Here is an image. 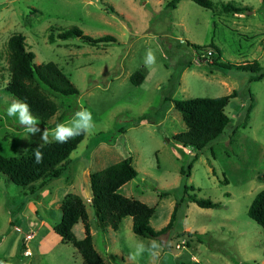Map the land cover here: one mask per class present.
Masks as SVG:
<instances>
[{
    "label": "rangeland",
    "instance_id": "374dc122",
    "mask_svg": "<svg viewBox=\"0 0 264 264\" xmlns=\"http://www.w3.org/2000/svg\"><path fill=\"white\" fill-rule=\"evenodd\" d=\"M168 1L0 0V154L16 156L32 144L45 143L40 133L32 135L6 114L17 99L6 90L10 79L7 42L14 33L25 38L36 63L53 61L79 89L75 97H54L41 89L57 105L48 123L37 120L41 132L54 141L56 127L49 125L61 114L65 117L60 123L70 121L81 107L91 111L95 125L71 152L65 175L48 181L41 224L29 202L39 200L47 184L40 187L37 181L33 187H21L0 173V264H84L79 252L62 243L52 230L67 193L83 197L93 246L105 264H150L147 251L137 261L129 258L141 240L146 246L152 240L161 246L158 264H264V231L247 215L254 195L264 188V76L249 81L248 71L211 69L198 55L202 49L194 48L216 47L222 61H257L264 67L262 0H212L215 11L193 0H180L172 9L166 6ZM226 2L252 10L220 12ZM106 3L124 19L104 10ZM72 25L92 37L112 35L117 42L107 47L83 44L77 38L50 42L51 27L55 33ZM149 49L155 53L156 64L145 66ZM139 69L146 71L145 79L134 85L129 76ZM233 90L238 94L225 107L230 125L215 141L198 151L174 138L185 124L166 98L217 97ZM141 115L145 119L133 124ZM126 156L132 157L138 174L119 192L155 208L150 220L153 228L167 224L185 186L194 187L188 193L221 206L183 203L173 227L153 239L136 235L131 217L117 231L102 232L85 196L89 173ZM48 207L55 216L47 212ZM82 225L73 227L75 236L82 235ZM30 233L31 256L20 258L19 249L26 247L24 237Z\"/></svg>",
    "mask_w": 264,
    "mask_h": 264
},
{
    "label": "trees",
    "instance_id": "16d2710c",
    "mask_svg": "<svg viewBox=\"0 0 264 264\" xmlns=\"http://www.w3.org/2000/svg\"><path fill=\"white\" fill-rule=\"evenodd\" d=\"M193 1L212 11L216 9L212 0ZM179 2L180 0H169L166 6L174 9ZM263 6L264 0L261 1V7L263 8ZM103 8L121 20L124 19L111 4L106 3ZM251 10L252 7L250 6L237 5L233 2L220 5V12L230 14H242ZM54 30L51 27L50 42L57 39L77 38L83 44L98 47H107L117 42L114 36L108 34L99 37L87 35L76 25L65 29H57L55 33ZM7 45L10 52V79L6 85V90L13 97L26 101L32 114L44 125L55 115L57 105L41 89L47 90L54 97H75L79 95V89L53 61L36 63L34 52L27 48L25 38L22 35L12 34L8 38ZM194 48L197 50L204 49L196 46ZM209 48L213 50L212 54L202 57V59L206 60L211 69L222 70L223 72L231 69L248 71L251 73L249 81H257L264 76V67L257 61L225 62L221 60L220 51L216 47ZM145 74L146 71L143 69L135 70L130 74L129 80L132 84L139 85L144 81ZM237 94V91L233 90L230 94L217 97L166 98L181 113L185 124V130L175 134L174 138L183 147L190 146L198 151L206 148L223 134L230 125V118L225 113V107ZM64 117L61 114L52 125H49V128L56 127ZM144 119L145 116L141 115L134 120L133 124H139ZM83 136L84 134L63 144L55 140L32 144L16 156L0 154V173L21 187H33V183L37 181H40V187H42L48 181L65 175L67 169L65 163L69 160L71 152L77 148ZM37 150L43 153V162L39 164L35 162V152ZM189 169L190 166H188ZM180 171L181 174H185L184 167H181ZM137 174L138 171L132 163L131 156L121 158L117 162L89 173L90 204L93 208L97 227L102 232L107 228L117 230L121 220L126 216H131L132 231L136 235L153 239L173 227L183 203L188 206V202H194L203 208H218L221 206L219 202H214L208 198H199L195 193H188L189 190L193 191L194 187L185 186L184 196L175 201L167 224L160 229H155L150 224L155 208L141 200L124 196L119 192V189L135 178ZM165 193L162 192L161 196ZM60 210L61 219L53 226V230L60 237L61 242L71 244L81 255L84 264H105L93 246L88 214L81 196L75 193L65 194L60 204ZM247 215L260 225L264 231V188L254 195L248 206ZM78 221H81L84 227V237L82 238H77L72 230ZM10 225H12V221ZM187 246H190L189 243H187ZM24 249V245L19 249L20 258H25L22 253Z\"/></svg>",
    "mask_w": 264,
    "mask_h": 264
},
{
    "label": "clouds",
    "instance_id": "9594fccd",
    "mask_svg": "<svg viewBox=\"0 0 264 264\" xmlns=\"http://www.w3.org/2000/svg\"><path fill=\"white\" fill-rule=\"evenodd\" d=\"M144 64L145 66L156 64V56L151 49L146 52ZM6 114L9 117H15L32 135L40 133L41 140L45 143L49 142L48 133L41 132V129L37 124V118L32 114L31 108L26 101L13 99L6 108ZM94 127L95 125L91 111L81 107L74 113L70 121L60 123L56 126L52 133V139L58 143H67L70 139L77 136L92 134ZM35 162L37 164L43 162V153L39 150L35 152ZM145 251L149 253L150 264H158L161 246L155 240H152L147 246L143 240L138 242L135 246L134 252L130 253L129 258L132 261H137Z\"/></svg>",
    "mask_w": 264,
    "mask_h": 264
},
{
    "label": "crops",
    "instance_id": "0c3cea01",
    "mask_svg": "<svg viewBox=\"0 0 264 264\" xmlns=\"http://www.w3.org/2000/svg\"><path fill=\"white\" fill-rule=\"evenodd\" d=\"M230 121H231V119H230ZM51 182V181H50ZM50 182H48V183H50ZM87 185L86 186H88L89 187V183L87 182L86 183ZM48 185L49 184H47V186H45V189L41 192V193H39V196H40V198H39V200H37V201H35V200H30V209L32 210V212L35 214V216H36V218H38V220H39V222H40V224L43 222V218H44V216H42V214L43 215H45L44 214V211H43V208L45 207V209L47 208V206H46V204H44L43 205V203H44V197L46 196V194H47V192H48ZM120 190V189H119ZM85 196H87V200H88V202H90L91 201V190H90V188L88 189L87 188V191H86V193H85ZM83 198V197H82ZM62 201V200H61ZM40 209H41V211L43 212V213H41L40 212ZM50 210L52 211V209H51V207H48V209H47V212H50ZM51 215H54L55 216V214L53 213V211H52V213H51ZM126 217H131V216H126ZM126 217H124L122 220H121V222H120V224L123 222V220L126 218ZM60 219H61V214H60V218L57 220V221H55L54 223H53V225L52 226H54L56 223H58L59 221H60ZM13 221V220H12ZM80 222L81 221H78L74 226H79V224H80ZM131 223H132V217H131V221H130ZM73 226V227H74ZM83 226V225H82ZM120 226V225H119ZM80 228V231L82 230V235L81 236H76L77 238H82V237H84V229H83V227H79ZM52 230H53V228H52ZM72 230H73V228H72ZM54 231V230H53ZM117 231V230H116ZM32 234V233H31ZM58 236V235H57ZM25 238V237H24ZM33 238V237H32ZM31 238V239H32ZM58 238L60 239V237L58 236ZM30 240V239H29ZM24 241H25V239H24ZM28 241V240H27ZM27 241H25V245L27 244ZM61 241V240H60ZM27 248V253L25 252V258H26V256H28V258L31 256V254H30V252L32 253V251H30V249H29V247L26 245V247H25V249ZM25 249L23 250V252L25 251Z\"/></svg>",
    "mask_w": 264,
    "mask_h": 264
},
{
    "label": "built area",
    "instance_id": "2783aa9c",
    "mask_svg": "<svg viewBox=\"0 0 264 264\" xmlns=\"http://www.w3.org/2000/svg\"><path fill=\"white\" fill-rule=\"evenodd\" d=\"M212 49H210V48H206V49H202V50H199L198 51V55H200L201 56V58L202 57H206V56H210L211 54H212ZM33 237V234H27L26 236H25V241H27V240H29V239H31ZM27 245V244H26ZM24 252H26L27 253V248L25 249V251Z\"/></svg>",
    "mask_w": 264,
    "mask_h": 264
}]
</instances>
